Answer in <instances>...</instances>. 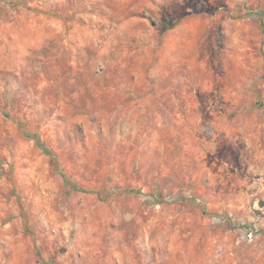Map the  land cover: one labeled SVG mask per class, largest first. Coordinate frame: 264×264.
<instances>
[{
	"label": "rangeland",
	"instance_id": "1",
	"mask_svg": "<svg viewBox=\"0 0 264 264\" xmlns=\"http://www.w3.org/2000/svg\"><path fill=\"white\" fill-rule=\"evenodd\" d=\"M0 264H264V0H0Z\"/></svg>",
	"mask_w": 264,
	"mask_h": 264
},
{
	"label": "trees",
	"instance_id": "2",
	"mask_svg": "<svg viewBox=\"0 0 264 264\" xmlns=\"http://www.w3.org/2000/svg\"><path fill=\"white\" fill-rule=\"evenodd\" d=\"M37 143H38L39 145H42L41 142H39V141H38ZM62 176H63V179H64V181H65L66 183L68 182V183H70L71 185H75L74 183L69 182V181L66 179V177L64 176V174H62ZM131 191H132V190H131Z\"/></svg>",
	"mask_w": 264,
	"mask_h": 264
}]
</instances>
